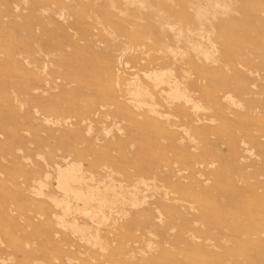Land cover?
Returning <instances> with one entry per match:
<instances>
[{
	"label": "rangeland",
	"instance_id": "obj_1",
	"mask_svg": "<svg viewBox=\"0 0 264 264\" xmlns=\"http://www.w3.org/2000/svg\"><path fill=\"white\" fill-rule=\"evenodd\" d=\"M0 264H264V0H0Z\"/></svg>",
	"mask_w": 264,
	"mask_h": 264
},
{
	"label": "bare ground",
	"instance_id": "obj_2",
	"mask_svg": "<svg viewBox=\"0 0 264 264\" xmlns=\"http://www.w3.org/2000/svg\"><path fill=\"white\" fill-rule=\"evenodd\" d=\"M161 81V79H157V81ZM170 92L173 94V95H177V91L174 90L173 88H170ZM169 92V93H170ZM71 167V166H69ZM67 168V167H66ZM73 169V167H71ZM74 174V172H73ZM70 169H65L63 171L59 170L58 171V187L57 188H60L62 190V192L65 194L67 193H70L72 190H71V184L72 183H75V182H78V179L76 178V176H74ZM76 175V174H75ZM57 181V180H56ZM81 182V181H79ZM43 187V186H42ZM75 189V188H74ZM76 191V190H75ZM61 193V192H60ZM74 193V192H73ZM72 193V194H73ZM71 194V193H70ZM67 196V195H66ZM74 197L75 199H80V200H87V194H83V192L81 193H78L76 192L74 194ZM103 204V203H102ZM66 205V204H65Z\"/></svg>",
	"mask_w": 264,
	"mask_h": 264
}]
</instances>
